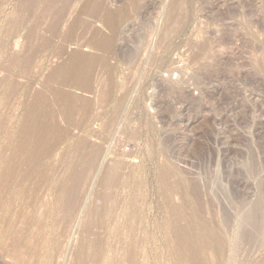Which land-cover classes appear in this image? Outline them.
<instances>
[{
  "label": "rangeland",
  "instance_id": "374dc122",
  "mask_svg": "<svg viewBox=\"0 0 264 264\" xmlns=\"http://www.w3.org/2000/svg\"><path fill=\"white\" fill-rule=\"evenodd\" d=\"M44 1L0 0V264H264V209L262 225L242 231L236 205L260 191L264 204V0H98L96 13L66 0L57 24L39 15ZM72 53L88 58L89 90L79 72L61 82ZM41 85L86 105H54L57 126L30 167L18 148ZM83 141L98 158L64 210ZM165 163L201 187L202 211L183 207V237L170 225ZM243 164L258 169L241 182Z\"/></svg>",
  "mask_w": 264,
  "mask_h": 264
},
{
  "label": "bare ground",
  "instance_id": "6f19581e",
  "mask_svg": "<svg viewBox=\"0 0 264 264\" xmlns=\"http://www.w3.org/2000/svg\"><path fill=\"white\" fill-rule=\"evenodd\" d=\"M24 1L27 4V5L26 4L25 5L27 6L26 8L28 10H31V9L34 8L36 0H24ZM65 5H66V0H46V1L42 2V7H40L39 15L42 16V17L54 15L55 16L54 22L57 24L58 22H60V20H62V18L65 15V13H63V8L65 7ZM86 8L89 9L91 12H95L96 13V12H98L101 9V6H100V3H99L98 0H87ZM104 45H106V43L102 42V43L96 44V47L97 48H101ZM68 58L70 60V64H68L69 66H67L66 68H64L62 70L63 74H62L61 82L65 83L68 80V78L70 79L75 72H79V75H78V73H76L78 76L76 74H74V75L77 76V78L75 76V78H76L75 84L81 90L88 89L89 85L87 84V81H86L88 58L86 56L78 55L76 53H72L70 55V57H68ZM13 61H15V58H14ZM208 74H209V72H208ZM210 75H212V73ZM214 75L218 77L220 74H219V72H215L213 74V76ZM47 82H52V78H51V80L49 79ZM46 85H48V83ZM46 85H41L39 89L37 88L38 90H36L34 92L33 96L31 97L30 102L26 105L27 106L26 107V114H25L23 125H22V131H23L22 134H24V135H23V137H22V139L20 141V145H19L18 150L20 149L21 152L26 153L28 155V156H26L27 159L24 158L27 162H25V160H24V162L26 163V165H30V167L31 166L35 167L36 163L38 162L37 158H38V156L40 154V150L42 149V147L45 144V142H47L50 139V137L53 135L54 130H55V126H57V125H55V115H56V111L58 109H60V108H58L56 110L57 106L54 109V105H57V103L58 104L60 103L62 108L65 109V111H67L69 108L70 109H73L74 107L75 108L76 107L77 108L78 107L81 108V107H84L86 105V102L83 99L71 97L69 95L60 93L59 90L56 91L54 89H51L52 87L51 88L50 87H46ZM105 88L106 87H104V89L102 88L103 90H102V93H101V99H106L108 97L109 90L111 91L110 88L109 89H108V87L106 89ZM58 106L60 107V105H58ZM54 110H56V111H54ZM68 114H70V113H68ZM59 115H61V113ZM57 116H58V114H57ZM28 139H32L33 140L34 146H29V147L25 146V144L29 142ZM76 150H78L79 152L77 151V153L80 154V156L78 155L80 158L79 157H77V158H79V162L81 161V163L83 165H82V167L80 166L81 167L80 170H78V171H75V170L73 171L72 170L71 171L72 173H71V177H70V180H69L70 184H68L66 187L64 186L62 188V189H64V193H65L66 196L63 195V197L65 199H63L64 201L62 200V202H60L59 205L64 210H68L71 207V205L74 203V201H73L74 195L73 194H75V192L78 190L80 185L82 183H84V181H86L85 178H87L86 176L90 172V171L88 172V170L89 169L91 170V168L94 166V164H95V162H96V160L98 158L97 149L88 148L84 141L79 143V144L77 143ZM21 152H19V153H21ZM26 154H24V155H26ZM79 162L76 161L77 164ZM250 166L251 165H249L248 166L249 168H248L246 166V164H243L242 165V169H239V171L236 173L237 174L236 178L239 179V181L242 182L245 173L249 174L252 170L255 169V167L257 168V166L256 165L253 166V164H252L253 168L250 167ZM122 168H123V164L120 163V162H117V163L113 164L110 167L109 166L106 167L105 171H104L105 177H106L105 181L110 183V184L115 183L116 180L120 178L119 176H120V173H122V171H121ZM172 168L173 167H169L168 164L166 165V163L163 164V166H162V181L164 182V184H166V191H167V196H166L165 202H166L167 209L172 214V219H171V221L170 220L169 221H170L171 227L173 228V230L175 232L174 234L176 236L178 235L179 237H183L184 233L187 231V230H185L186 226H187V224H189L187 219H186V217H185V215H184V213H183V207L185 205H189L190 206L192 204L191 207H192L193 210H195V212L202 211L203 206H204L203 203H202V200H201V193L202 192H201V187H200L199 183L196 182V180L190 179V180L187 181L182 176H180L179 173L177 174L175 172V170L172 169ZM255 171H253V173ZM89 174H91V172ZM171 179H173V181ZM233 182H234V180H233ZM259 188H258L257 192L260 191ZM220 189H221V187H220ZM217 190H218V188H217ZM221 193H222V191H221ZM258 193H259V197L257 198V200L255 202H252V204H250L251 206L249 205L250 207H248L249 203H248V199H246L247 197L245 198L246 195L245 196H244V194H241L240 196L237 195V196L240 197V198L238 197L240 200L238 199L239 202L237 204L235 202V201H237V199L236 198H235L236 200L234 199L235 200L234 201L235 204L238 205L237 206V211H238V214H239L238 217H240L238 219H239V221L241 220L242 229L240 227L239 228L242 231L246 230L249 227L250 228H254V229H258L262 225V223L260 222V220H261L260 216H262L261 213H262V211L264 209V207H263L264 204H263V200L261 198L262 191H260ZM241 196H242V199H241ZM186 200H188V201H186ZM230 201H229V203H230ZM190 202H192V203L190 204ZM231 204H232V202H231ZM236 205H232V206H236ZM229 206L231 207V205H229ZM247 208H249V209H247ZM234 212L235 211H233V213ZM236 214H237V212H236ZM234 217H236V216H234ZM232 218H233V216H232ZM232 218H227L226 217V219H224V221L227 223V225H229L228 224L229 219H232ZM224 221H223V223H224ZM234 221L235 220H233L232 222H234ZM204 223L206 224V222H204ZM204 223H203V226L205 225ZM226 223H224V225ZM260 223H261V225H260ZM200 224L199 225L202 226L201 222H200ZM196 227L199 228L198 226H196ZM172 228H170V229H172ZM205 228L207 229L208 226L206 225ZM87 230H88V228H87ZM173 230H172V232H173ZM197 230L198 229H196L195 231L197 232ZM200 230H201V228H200ZM209 230L210 229H208V231ZM193 231L194 230L192 229V232ZM201 231L205 232V230H201ZM189 232H191V230ZM206 233H204L205 234L204 236H206ZM171 234H173V233H171ZM194 234H195V236L197 235L196 233H194ZM194 234H193V238H194ZM175 235H174V238H177L178 236L176 237ZM190 235H192V234L190 233ZM204 236H202V237H204ZM208 236L210 237V232H208ZM87 237L91 238L90 241L94 240L93 239L94 236L92 235L91 231L89 232V235ZM196 237L198 239H200V241L202 242L201 238H199L198 236H196ZM205 238H202V239L204 240ZM213 238H214V236H213ZM216 239H218V238H216ZM173 240H175V239H173ZM176 240L178 241L179 239H176ZM219 240L220 239H218L217 244H218V247L220 248ZM194 241H196V239ZM212 241H210V243ZM178 242H180V244H181L182 241H178ZM214 242H212V243H214ZM93 243L91 242V245ZM198 243L199 242H197V244ZM207 243L210 244L209 241H207ZM95 244H96V242H95ZM194 244H195V242H194ZM204 244H206L205 240H204ZM198 245H197V248L200 247ZM202 245H203V243H202ZM87 246H88V244H87ZM194 246H196V245H194ZM89 247H90V245H89ZM184 247L186 248V246H184ZM187 247H188V245H187ZM188 248L193 250V248H190V247H188ZM194 249H195V247H194Z\"/></svg>",
  "mask_w": 264,
  "mask_h": 264
}]
</instances>
